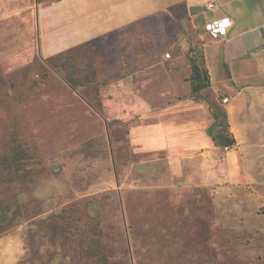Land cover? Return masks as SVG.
I'll list each match as a JSON object with an SVG mask.
<instances>
[{
  "label": "rangeland",
  "instance_id": "obj_1",
  "mask_svg": "<svg viewBox=\"0 0 264 264\" xmlns=\"http://www.w3.org/2000/svg\"><path fill=\"white\" fill-rule=\"evenodd\" d=\"M109 1L0 0V159L22 145L39 170L0 161V264H91L86 238L106 264H263L264 196L229 177L227 146L183 142L231 138L187 96L196 33L145 3L107 31ZM85 42L72 87L46 59Z\"/></svg>",
  "mask_w": 264,
  "mask_h": 264
},
{
  "label": "crops",
  "instance_id": "obj_2",
  "mask_svg": "<svg viewBox=\"0 0 264 264\" xmlns=\"http://www.w3.org/2000/svg\"><path fill=\"white\" fill-rule=\"evenodd\" d=\"M138 1L110 0L104 19L109 27L107 31L113 29V25H120L121 21L117 20L123 19L128 23L140 18L135 14L138 3L150 6L147 14L156 12V8L178 6L176 12L196 33L203 54L201 62L194 64L204 66L208 71L210 85L202 90L203 97L213 104L214 110H222L226 114V129L232 140L225 151L229 177L239 179L251 194L264 196V0ZM221 16H228L231 25L225 36L213 37L205 30V25ZM181 47L180 50L185 49ZM187 60L185 57L182 62ZM177 62L181 63V60ZM220 95L226 97L227 102L218 99ZM198 141L199 144L205 141L204 145L209 146L211 153L222 151L212 137L183 140L184 144L194 142L195 145ZM201 153L202 150L197 154Z\"/></svg>",
  "mask_w": 264,
  "mask_h": 264
},
{
  "label": "trees",
  "instance_id": "obj_3",
  "mask_svg": "<svg viewBox=\"0 0 264 264\" xmlns=\"http://www.w3.org/2000/svg\"><path fill=\"white\" fill-rule=\"evenodd\" d=\"M37 1L40 2L43 0H37ZM86 45L87 43L85 42L78 46L67 49L66 51L53 54L46 59L47 63L53 69H56L59 72H63L64 74L63 76L65 77V80L72 87H76L78 85H84L87 79H89L86 78L87 77L86 75L85 78L83 79L82 76L77 74L78 72L76 69L78 64L80 66H85L86 64L84 62L86 56L82 55V52H80L79 50V48H83ZM190 67H191V73L187 77V80H189L188 82L190 83V93H188L187 96L193 100L201 101L202 99H204L202 90L209 87L210 85L209 76L204 66L196 65L192 61ZM81 71L82 70H79V73H81ZM212 116L214 118L215 124L220 125L222 123L223 126H227L226 114L224 111L212 109ZM212 129L213 128L209 129L208 132L209 135L212 137V140L214 141L215 145H217L216 143L217 138L214 133L217 131L216 130L213 131ZM35 156L36 153L33 150L31 151L30 149L23 147L22 145H17L11 148L9 154L1 158L0 161L3 165L5 164L8 165L6 168L10 170V173H8L9 178L14 177L15 175L17 180H30L39 171L38 169L33 167V164L36 163ZM39 165L41 166V164ZM11 170H13V173H11ZM263 236L264 233L259 234L260 238ZM85 240H87L86 242L88 243V246L86 247L85 252L83 253L86 257V260L89 261L91 264H106L107 263V258L105 253L106 250L102 245V243H100L98 240L94 238H86L84 239V241ZM261 250H262V254H259V256L258 255L257 256L264 258V247ZM263 258H262V263L264 264Z\"/></svg>",
  "mask_w": 264,
  "mask_h": 264
},
{
  "label": "built area",
  "instance_id": "obj_4",
  "mask_svg": "<svg viewBox=\"0 0 264 264\" xmlns=\"http://www.w3.org/2000/svg\"><path fill=\"white\" fill-rule=\"evenodd\" d=\"M212 7V4H209ZM231 25V20L228 16H221L217 19L210 20L205 25V30L213 37L225 36ZM223 102H227V98H223Z\"/></svg>",
  "mask_w": 264,
  "mask_h": 264
},
{
  "label": "water",
  "instance_id": "obj_5",
  "mask_svg": "<svg viewBox=\"0 0 264 264\" xmlns=\"http://www.w3.org/2000/svg\"><path fill=\"white\" fill-rule=\"evenodd\" d=\"M216 138H217V145H220V146H229L232 144V140L226 136L225 134H216Z\"/></svg>",
  "mask_w": 264,
  "mask_h": 264
}]
</instances>
